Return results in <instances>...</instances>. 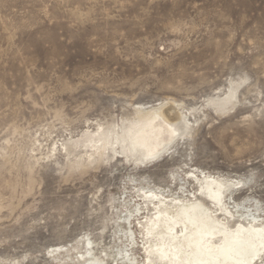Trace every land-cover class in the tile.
I'll return each mask as SVG.
<instances>
[{
  "label": "rangeland",
  "instance_id": "rangeland-1",
  "mask_svg": "<svg viewBox=\"0 0 264 264\" xmlns=\"http://www.w3.org/2000/svg\"><path fill=\"white\" fill-rule=\"evenodd\" d=\"M167 101L190 133L160 158L61 150ZM200 170L242 178L229 201L264 211V0H0V264H60L82 237L113 257L136 190H192Z\"/></svg>",
  "mask_w": 264,
  "mask_h": 264
},
{
  "label": "bare ground",
  "instance_id": "bare-ground-1",
  "mask_svg": "<svg viewBox=\"0 0 264 264\" xmlns=\"http://www.w3.org/2000/svg\"><path fill=\"white\" fill-rule=\"evenodd\" d=\"M237 89V85L231 86L225 98L215 101L217 107L228 103L233 106ZM170 102L149 108L137 105L133 117L86 130L80 139L70 142L71 148L63 144L61 150L67 156L77 155L78 165L120 155L133 157L138 164L151 162L177 138L190 133L191 120L180 105ZM188 172L192 190L185 183L176 193L154 188L136 190L139 202L115 221L121 241L115 256L95 253L94 241L82 237L78 239L80 250L75 244L70 248L59 245L51 250L52 258L60 264L67 260L72 264H109V259L115 264H264V211L252 202L242 205L229 201L234 189L245 180L204 170ZM134 218L139 237L132 225ZM139 247L143 251L140 259L135 255ZM74 252L77 257H72Z\"/></svg>",
  "mask_w": 264,
  "mask_h": 264
}]
</instances>
